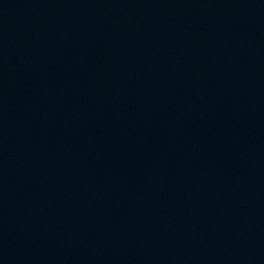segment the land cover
Returning <instances> with one entry per match:
<instances>
[{"label": "water", "instance_id": "water-1", "mask_svg": "<svg viewBox=\"0 0 264 264\" xmlns=\"http://www.w3.org/2000/svg\"><path fill=\"white\" fill-rule=\"evenodd\" d=\"M0 264H264V0H0Z\"/></svg>", "mask_w": 264, "mask_h": 264}]
</instances>
